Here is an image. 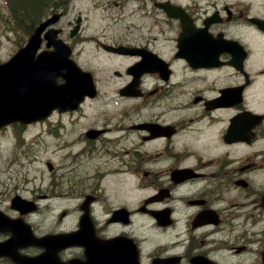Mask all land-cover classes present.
Masks as SVG:
<instances>
[{"label":"flooded vegetation","instance_id":"1","mask_svg":"<svg viewBox=\"0 0 264 264\" xmlns=\"http://www.w3.org/2000/svg\"><path fill=\"white\" fill-rule=\"evenodd\" d=\"M165 1L141 0L154 15L124 42L171 70L143 75L131 108L128 65L114 70L124 82L99 135L81 136L91 171L75 180L72 227L57 230L79 234L86 214L84 243L44 264H264V0H168L180 15L160 16Z\"/></svg>","mask_w":264,"mask_h":264},{"label":"rangeland","instance_id":"2","mask_svg":"<svg viewBox=\"0 0 264 264\" xmlns=\"http://www.w3.org/2000/svg\"><path fill=\"white\" fill-rule=\"evenodd\" d=\"M28 0H26L27 3ZM59 1L61 9H67L66 16H64L58 26L63 29V38L73 44V39L71 40L69 34L72 29V24L76 17L82 15L83 31L82 35L78 37L80 45L78 47L84 48V57H89L94 52L92 44H88L87 35H93L95 29L102 26L105 23H110L112 18L117 16L119 13V6H115L114 0H56ZM47 6H37L33 8H27L24 2L18 0H0V60H7L21 45H23L29 38L28 31H30L34 23H38L44 17L50 15L51 7L54 4V0H50ZM33 16V17H30ZM94 112H91V116L87 120H70L66 117L64 120L66 125L64 140L65 143H69L67 148L55 147V144H60L59 140L48 136L47 138L41 137L38 141H35L32 150H30V159L22 156L23 145L19 147L20 153L15 149L12 153V147L10 142L12 140V133L9 131L6 136L0 137V180H5L9 183L11 190L16 186L20 187L24 193L27 194H40V190L44 187H53L58 190V196L55 200L45 201L47 203V209L53 213L54 217L51 220H47L50 217H45V214H41L35 219L43 222V228L48 229L53 224L57 212L63 207H69L70 209L75 208L76 200H69L68 202H62L61 194L65 191L66 183L68 180L72 179L71 174L76 167V161L78 160V151H76V146L73 141L78 134L82 133L84 128L88 127L90 123L94 120ZM57 117L54 118L57 121ZM41 126L36 128H31L30 131L26 133L27 137L38 136L37 132L40 131ZM57 149V150H56ZM56 150V151H55ZM13 154V155H12ZM15 159L22 160L27 164L23 163L11 166L10 168H5L8 163L7 160L11 157ZM50 159L57 170L55 172L56 179L54 180L58 186L54 184H49L53 179L52 173L48 170L46 166V159ZM61 167V168H59ZM91 168L89 164L85 163L81 166L76 173L80 176L82 184L85 183L89 176ZM36 175L38 178L34 179L33 176ZM63 176L62 178H59ZM64 182V183H63ZM44 184V186H43ZM3 189L4 185L0 184ZM128 190V188H127ZM46 206V205H45ZM72 212L66 219L63 225L57 228H71L73 221ZM52 215V214H51ZM48 216V215H47ZM46 231V230H43ZM258 258L242 259V262H231L227 261L226 264H253Z\"/></svg>","mask_w":264,"mask_h":264},{"label":"water","instance_id":"3","mask_svg":"<svg viewBox=\"0 0 264 264\" xmlns=\"http://www.w3.org/2000/svg\"><path fill=\"white\" fill-rule=\"evenodd\" d=\"M46 25L47 23H44L38 28L37 33L34 35V38L32 39V42L28 48L21 51L20 54L16 56L10 63L0 66V105H5L9 102L7 95L13 96L14 100L20 104L26 103L27 106L30 104V100H27L25 94H22L19 91H13L11 89L10 81L14 78L18 71L28 70L32 65H36L37 67L40 66L41 61L28 62L27 59L33 57L35 51L38 50L41 41L40 33L44 30ZM42 61L44 62L42 65L51 76H58L61 74L64 75L63 71H67L70 74V77H67L68 80L64 86H56L50 83H44L42 85L44 89L58 93L57 99L47 104L48 108L51 109V107L57 103L65 105L69 104V100H71L72 97L66 95L65 87L71 82H76L73 78L75 74L73 62L70 63V61H67L68 63H66V65L61 64V67H57L55 64L57 61L51 59L48 55L45 56V54L42 55ZM72 90H75V87H73ZM9 111L13 112L14 108H11Z\"/></svg>","mask_w":264,"mask_h":264},{"label":"trees","instance_id":"4","mask_svg":"<svg viewBox=\"0 0 264 264\" xmlns=\"http://www.w3.org/2000/svg\"><path fill=\"white\" fill-rule=\"evenodd\" d=\"M46 1L47 0H28L27 3L24 2L23 4H25L27 6V8H33V7L37 8V6H42L43 4H45ZM44 6H47V5H44ZM30 17H33V16H30ZM31 25H32V27L34 26L33 24H31ZM32 27H31V29H32Z\"/></svg>","mask_w":264,"mask_h":264}]
</instances>
